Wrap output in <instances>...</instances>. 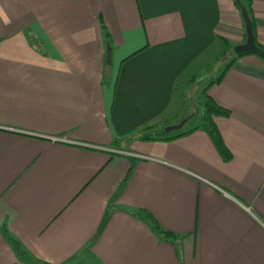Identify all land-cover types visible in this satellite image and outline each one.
<instances>
[{
	"label": "crops",
	"instance_id": "1",
	"mask_svg": "<svg viewBox=\"0 0 264 264\" xmlns=\"http://www.w3.org/2000/svg\"><path fill=\"white\" fill-rule=\"evenodd\" d=\"M249 2L0 0V264H264V61L235 55L207 88L229 161L202 127L138 137L166 113L199 124L176 83L245 42L243 7L264 46Z\"/></svg>",
	"mask_w": 264,
	"mask_h": 264
},
{
	"label": "rangeland",
	"instance_id": "2",
	"mask_svg": "<svg viewBox=\"0 0 264 264\" xmlns=\"http://www.w3.org/2000/svg\"><path fill=\"white\" fill-rule=\"evenodd\" d=\"M233 48L234 46L231 43H229V46L221 42L216 43L211 49L202 54L188 68L187 73L177 81L171 107L173 106L172 109L174 111H178V116H183L185 112L188 115L181 118L191 117L189 116L190 114L197 117L202 114L204 102L203 89L210 81L219 76L225 66L235 56ZM167 114H165L163 119L156 121V127L165 126V129L171 126L169 120H165L169 118ZM195 122L196 119L194 118L182 128H187Z\"/></svg>",
	"mask_w": 264,
	"mask_h": 264
},
{
	"label": "trees",
	"instance_id": "3",
	"mask_svg": "<svg viewBox=\"0 0 264 264\" xmlns=\"http://www.w3.org/2000/svg\"><path fill=\"white\" fill-rule=\"evenodd\" d=\"M245 3H246V7H247L250 2H249V0H245ZM251 23H252V32L254 35V25H253L252 20H251ZM219 38L224 43V45L229 46V43L226 39L221 38V37H219ZM257 46L259 47V50L253 52L252 54L260 57L264 61V46H262L260 44H257ZM232 62H233V59L225 66L224 69L226 70L227 68H229L231 66ZM221 75L219 77L215 78L214 80L210 81L209 84H207L203 89V93H204L203 110H202V115H201L200 120H199V124L197 126L190 127L184 131H178L177 133L175 131H173L175 133H173L172 131L166 133L164 131L165 126L158 127L156 130H154V128H156V123H154V124H150L148 126L143 127L142 133L138 137L140 139L171 140V139L176 138L178 136L189 133V132L193 131L194 129L202 127L208 133V135H209L212 143L214 144L217 152L219 153L220 157L224 161H229L232 157V154L228 150L226 145L224 144L222 137L220 136V133H219L214 121L212 120V117L213 116H223V115L228 116L230 113V110L227 108H224L222 106H219L206 92L210 83H212L214 81L215 82L220 81ZM151 129H153V130L150 131L149 133L145 132L146 130H151ZM144 216H145V218H147L149 220L152 228L157 233H159L162 237H164L165 239L173 240L174 238L177 237L176 234H174L173 232H169V231L161 229L159 224L157 223V221L150 214L145 213ZM3 233L8 239L13 241V245H14V248H15L17 254L18 255L21 254L22 250H21L18 242L14 238L9 237L6 234V232L3 231Z\"/></svg>",
	"mask_w": 264,
	"mask_h": 264
},
{
	"label": "water",
	"instance_id": "4",
	"mask_svg": "<svg viewBox=\"0 0 264 264\" xmlns=\"http://www.w3.org/2000/svg\"><path fill=\"white\" fill-rule=\"evenodd\" d=\"M241 15H242V19L245 25L246 39L243 44L234 46L233 51L236 56L253 53L259 50V47L255 43L254 35L252 32L251 20L248 16L247 10L244 7L241 9ZM109 60H110V53H109V48H107V62H109ZM182 123L183 122H180L175 125H171L165 128L164 131L166 133L171 132V131H178L179 129L182 128Z\"/></svg>",
	"mask_w": 264,
	"mask_h": 264
},
{
	"label": "built area",
	"instance_id": "5",
	"mask_svg": "<svg viewBox=\"0 0 264 264\" xmlns=\"http://www.w3.org/2000/svg\"><path fill=\"white\" fill-rule=\"evenodd\" d=\"M52 140H54V141H64L63 138H58V137H53ZM137 156L144 157V156H141V155H137Z\"/></svg>",
	"mask_w": 264,
	"mask_h": 264
}]
</instances>
